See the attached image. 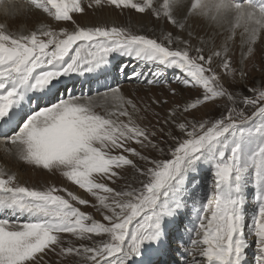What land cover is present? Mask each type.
<instances>
[{"label": "snow or ice", "instance_id": "snow-or-ice-1", "mask_svg": "<svg viewBox=\"0 0 264 264\" xmlns=\"http://www.w3.org/2000/svg\"><path fill=\"white\" fill-rule=\"evenodd\" d=\"M8 4L48 23L19 32L0 24V152L59 173L95 197L103 216L96 220L82 211L76 204L89 205V199L67 188L23 186L0 168V264H55L46 262L50 256L61 264H157L154 257L173 244L183 264H247L249 234L256 264H264V84L246 88L248 95L230 90L249 75L245 66H234L232 44L239 35L247 58L254 57L264 36V0ZM106 6L167 21L181 35L160 40L130 28L77 22V14ZM195 19L226 33L221 43L213 36L194 46L185 38ZM113 54L157 65L151 78L132 73V80L149 85L161 82L167 70H179L178 82L197 96L177 104L162 126L149 127L138 122L149 106L126 97L118 83L95 95L59 93L61 78L103 72ZM221 101L218 118L197 116ZM128 173L138 187L109 186ZM250 192L256 210L249 224Z\"/></svg>", "mask_w": 264, "mask_h": 264}, {"label": "rangeland", "instance_id": "rangeland-1", "mask_svg": "<svg viewBox=\"0 0 264 264\" xmlns=\"http://www.w3.org/2000/svg\"><path fill=\"white\" fill-rule=\"evenodd\" d=\"M5 6L7 7V4ZM3 9V13L5 15L2 17L0 15V24H5L9 31L19 32L25 28L28 30H34L35 27L43 21V18L38 17L37 15H34V19H22V14L19 15L18 12L12 13L11 10H6L5 7ZM76 19L81 26H120L130 28L131 31L136 34H146L160 40H163V36L167 33H172L173 36L177 38L181 35L178 29L169 24L167 21L156 20L150 15L146 18H142L141 14H138L135 11H120L112 6H106L101 10H89L87 16L84 17L77 14ZM43 22L48 23V21ZM191 25V28L186 30L182 35L185 38H189L194 46H199L198 38L208 39L213 36L215 37L216 44L219 45L226 35V33L221 34L219 29L202 19L193 20ZM67 26L71 30L72 25L68 23ZM189 31L192 32L191 37H188ZM172 46L177 47L178 45L174 44ZM205 54H208L207 49H205ZM231 55L234 66H245V70L249 73V75L244 81H240L238 84L233 82L235 86L230 88V90H234L237 94L242 93L244 95H248L249 93L245 91L246 88H259L262 84H264V36H262L257 42L254 57L247 58V49L241 46L240 37L237 35L234 44H232ZM110 60H112L113 64L109 67L110 69L106 68L108 71L107 74H102L101 78L103 76L107 77V80L103 82H105L106 86H114L118 83L121 85L122 91L126 97L135 100L141 108L149 106L147 113L141 112L140 114L141 116H144V119L138 122L143 125L149 127L153 125L155 127L162 126L163 120L167 118L168 113L177 104L183 105L185 101L190 102L191 98L197 96L196 91L185 88L178 82L183 79V75L179 70L169 69L165 72L164 76L160 78L161 82L149 85L143 81V78H141L140 81L132 80V73L133 71L143 72L144 76L151 78L150 73L158 68L157 65H151L143 62L141 64H137V60L134 58L118 54H113V56L110 57ZM121 61H128L124 72L120 71L121 67H119V64ZM218 63L219 61H217V64ZM143 64H145V66H143ZM213 66L216 67V64ZM110 78V82L107 83ZM98 81H101L102 83L101 79H98L96 82ZM92 85L96 86L98 88L97 91H99L100 88L96 84ZM81 88H83V86H81ZM171 89H176L177 94L175 96L172 95ZM103 91L104 90H101V92ZM59 93L61 95L66 93L75 95H80L81 93L85 95L96 94H90L87 90L85 91L82 89L79 92H76L73 90V87L69 86V83L66 84L65 87L60 88ZM154 101H160L161 103H154ZM163 101H167V103L165 104ZM225 103V101H221L215 106L209 104L208 107H202L201 111L197 113V116H202L204 119L218 118L220 113L224 111ZM188 119H192V117L189 116ZM158 120L160 123H157ZM0 168L5 169L10 174L16 175L17 183L23 186L35 187L39 189H44L50 186L67 188L69 191L89 199V205L76 204V206L80 207L82 211L91 214L94 219L102 220L103 210H97L98 202L95 197H92L90 194H86L84 190L79 189L78 186H75L71 182L67 181L66 178H63L59 173L51 174L45 170L34 169L23 162H19L18 160H14L13 158L6 156L4 153L3 157H1L0 153ZM128 183H131L133 187L139 186L137 180L133 178L132 173H128L124 180L117 181L115 184L109 182V186L114 187L117 190H123ZM60 194L65 195L67 198L66 193L61 192ZM93 205H97V207H93ZM255 210L253 193L250 192L249 203L247 205L249 224L251 223L250 218L255 213ZM16 220L17 222H22L24 218L19 217L16 218ZM185 222L187 223V221ZM248 238L250 241V247L247 249V264H256V248L254 242H252L253 237L249 234ZM174 249L175 244H173L172 250H169L167 254L154 257L157 264H176V261H180L181 264H183L184 257H182L180 253L175 252ZM52 261H54L55 264H61L58 257L50 256L49 258H46V262Z\"/></svg>", "mask_w": 264, "mask_h": 264}, {"label": "bare ground", "instance_id": "bare-ground-1", "mask_svg": "<svg viewBox=\"0 0 264 264\" xmlns=\"http://www.w3.org/2000/svg\"><path fill=\"white\" fill-rule=\"evenodd\" d=\"M23 3H24V0H11V4L12 5H16L17 7H19ZM6 4H7V7L5 6ZM5 5L4 6H0V15H1V17L5 15L3 13L4 12V9H3L4 7H5V9L11 10L12 13L14 12L12 10L11 6L8 4V0H5ZM19 15H21V14L19 13ZM34 15H36V14L35 13L30 14V18H26L23 15V17H21V18L22 19L25 18V19L30 20V19H34L35 18ZM127 63H128V61H121L120 64H119V67H124L125 68ZM141 63L142 62L137 61V64H141ZM112 64H113V62H112V60H110V63H109V65L106 68L110 69L109 67L112 66ZM143 66H145V64H143ZM107 69L105 71L99 72V73H86L83 76L73 75L71 77L61 78V81L58 83V85H57L58 87L57 88L59 90L60 88L65 87L66 84L69 83V86L73 87V90H75L76 92H79L82 89V90H85V91L87 90V92H90V94H91V93H97L98 88L96 86L92 85V84H96L100 88L99 91L101 92V90H104V88L106 86L105 82H103V81L107 80V77L103 76L101 78V76H102V74H107V72H108ZM78 77H80V78H78ZM76 78H78V79H76ZM98 79L99 80L101 79L102 83H101V81L96 82ZM110 80H111V78L108 79L107 83H109ZM81 86H83V88H81ZM0 153H1V157H3V152H0Z\"/></svg>", "mask_w": 264, "mask_h": 264}]
</instances>
